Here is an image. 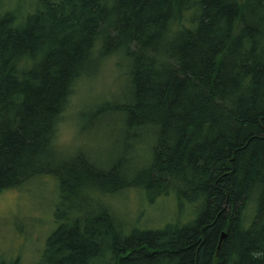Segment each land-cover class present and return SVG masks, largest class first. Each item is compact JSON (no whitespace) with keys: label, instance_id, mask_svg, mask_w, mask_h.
Instances as JSON below:
<instances>
[{"label":"trees","instance_id":"1","mask_svg":"<svg viewBox=\"0 0 264 264\" xmlns=\"http://www.w3.org/2000/svg\"><path fill=\"white\" fill-rule=\"evenodd\" d=\"M31 6L19 19L0 0V191L57 180L56 227L36 264H264V0ZM118 49L130 95L111 109L147 138L149 159L102 167L56 154L75 81ZM127 188L148 201L172 194L192 216L122 236L93 194Z\"/></svg>","mask_w":264,"mask_h":264},{"label":"rangeland","instance_id":"2","mask_svg":"<svg viewBox=\"0 0 264 264\" xmlns=\"http://www.w3.org/2000/svg\"><path fill=\"white\" fill-rule=\"evenodd\" d=\"M34 1L1 0V7L13 10L20 19L31 11ZM129 76L128 57L122 49L93 59L75 81L60 114L54 141L56 154L68 159L77 152L83 153L102 167H108L117 156L127 157L130 153L134 159H149L151 152L144 143L147 138L134 137V131L123 129V114L111 109L129 101ZM140 159L134 162L135 166L144 164L140 165ZM107 195L94 193L93 199L110 209L122 236L133 228L159 229L171 220L183 222L192 216L191 208L186 204L179 207L172 194L154 201H148L135 188ZM59 202L57 180L48 174L0 191V263L38 262L47 237L56 227L53 212Z\"/></svg>","mask_w":264,"mask_h":264},{"label":"water","instance_id":"3","mask_svg":"<svg viewBox=\"0 0 264 264\" xmlns=\"http://www.w3.org/2000/svg\"><path fill=\"white\" fill-rule=\"evenodd\" d=\"M224 237H225V234L222 233V234L220 235V238H219V242H218V247H217V249L219 248V245H220V243H221V240H222Z\"/></svg>","mask_w":264,"mask_h":264}]
</instances>
